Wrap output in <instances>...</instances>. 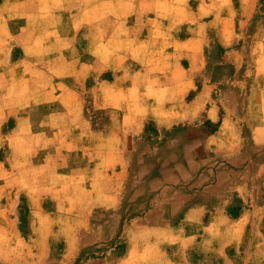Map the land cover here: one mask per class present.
<instances>
[{
  "label": "crops",
  "instance_id": "0c3cea01",
  "mask_svg": "<svg viewBox=\"0 0 264 264\" xmlns=\"http://www.w3.org/2000/svg\"><path fill=\"white\" fill-rule=\"evenodd\" d=\"M184 1L185 4L192 3L191 0ZM12 5L18 14L14 18L21 20V25L17 31L13 28L10 30L8 25L5 29L13 30L17 46L22 50L23 55H20L22 57L16 66L20 70H27V74L14 82L17 85L50 86V89L44 91L45 96L51 95L52 100L49 101H60L64 108L60 113H53L50 122L60 118L66 120L59 127L60 131H54L53 128L50 130V134L64 135L61 150L69 152L68 158L60 166L66 168L59 171L62 181L73 183L72 187L80 192L76 197H90L93 202L104 203L105 206H98L94 214H108L116 219L123 214L131 217V207L123 206L122 200L136 197L147 201L137 210L135 219L90 224L87 230H78L75 241H71L68 239L71 235L69 232H63V239L60 240L52 236L54 231L60 232L56 224L51 222L52 216L69 214L68 209L64 210L65 207L61 206L60 212L59 206L56 211L47 210L44 206L30 207V222L23 230L20 226V208L16 207L15 212L7 203L9 198L0 196V229L6 231L8 237L0 239V247L11 248V256L7 250H0V264L264 262L262 250L259 251V247H264V192L255 190V184L259 182L256 168L260 164L243 152L244 144L238 146L236 158H221L210 162L198 160V140L202 138L198 139L197 136H213L220 129L202 130L191 120L187 126V146H182L180 138L163 141V135L167 132L174 136L181 134L175 132L174 128L169 131L165 127L158 128V134L162 136L157 138L159 142L156 139L154 142L148 141L146 127L144 142L135 144L132 130L126 127L108 128L102 133V136L108 135V139L103 137L101 140L100 133L90 126L85 110L87 77L91 70L92 76L99 73L101 54L107 49L110 52L113 49L117 59L122 56L124 46L128 47L131 55L138 53L135 49H140L138 59L144 62L140 67L144 74L164 70L165 66L174 64L181 69L179 66L184 63L179 56L186 52V48L196 47L202 40L211 37L212 31H207V28L212 27L218 16L222 23L231 25L264 21L257 18L262 14L264 0H198L194 4L197 9H192V12L187 7L182 9L180 0H12ZM135 7H144V14L133 17ZM213 7L219 8V11L212 12L214 18L201 15L205 9ZM42 9L48 10L46 16L40 14ZM105 23H109V26L102 30V24ZM190 51L185 54L188 55ZM131 55L126 57V61H138ZM89 57L90 60L87 59ZM41 75L50 82L44 84L34 79ZM92 86L95 88L94 83ZM55 87H61L62 90L57 91ZM172 87L168 78L159 75L156 78L148 75L144 85H130L126 89L127 96L131 93V99L127 101L131 104L128 108L137 101L132 93L135 96L138 93V101L144 104V115L138 116L132 109H127L118 112V118L127 120L140 117L145 120L177 117L172 110L152 109L163 103L161 99H164L165 93L172 94ZM150 93L156 96L150 98ZM98 99L95 96L94 102ZM255 101H258V97L252 95L249 102ZM15 102L20 103L19 98ZM225 103L228 106L230 103L237 104L235 110H226L225 113L236 115L238 123L241 117L246 118V97L238 94L236 100L232 96ZM255 113L254 110L253 119ZM196 116V111L188 112L189 119ZM33 119L32 113L19 117L20 121L16 123L12 134L17 133L22 125L28 126L27 133L30 136L46 134L41 130L36 131ZM5 120L6 111L0 106V133ZM258 130L254 126L250 133L255 135ZM180 152L184 154L182 158ZM204 166L214 169L198 180V168ZM159 167L162 168L160 173L157 170ZM30 182L34 183L33 180ZM70 189L68 186L64 189V197L67 199L74 197L68 194ZM28 195L31 196V188ZM47 198L53 199L52 194L46 195L44 199ZM104 208L107 209L102 210ZM38 215H44L48 222L33 221ZM8 216L13 225L8 222ZM62 227L65 228V225ZM175 234L178 237H174ZM251 247L258 248L255 252L258 257L250 255Z\"/></svg>",
  "mask_w": 264,
  "mask_h": 264
},
{
  "label": "rangeland",
  "instance_id": "374dc122",
  "mask_svg": "<svg viewBox=\"0 0 264 264\" xmlns=\"http://www.w3.org/2000/svg\"><path fill=\"white\" fill-rule=\"evenodd\" d=\"M191 1L192 3L185 4L184 0H180L182 9L187 7L191 12L192 9H197L194 4L198 0ZM217 1L221 2L222 0ZM190 4L191 6H189ZM217 10L219 11V8L205 9L201 15H210L214 18L212 12ZM16 11L12 5V0H10V3L8 0H0V77L3 78L0 80V96L2 97L0 106L4 107L6 111V120L0 133V196L4 195L9 198L8 201L7 199L4 201L5 203L6 201L9 202L15 212L16 207L20 208V226L23 230L30 222V207L40 208L44 206L47 210L56 211L57 206H59V212L61 206L65 207L64 210L68 209L69 214L52 216L53 220L51 222L56 224V229L60 230V232H53L52 236L56 240L63 239L61 235L63 232H69L71 235L68 239L75 241L78 230H87L90 224L109 221L128 222L135 219L137 210L147 200L136 197L122 200L123 206L131 207L133 216L123 214L120 218L117 216L116 219L108 214H94L93 211L98 206L103 208L104 203L93 202L90 197H76V195H80V192L76 191L77 188L72 187L73 183L68 184V182L62 181L59 171L66 170V168L60 166L63 160L68 158L69 152L61 150L64 135L61 133L57 135L50 134V130L53 128L54 131H60L59 127H62L66 120L60 118L54 119L52 123L50 122L52 121L51 115L60 113L64 108H62V102L60 103V101H49L52 100L51 95L45 96L44 91L50 89V86L17 85L14 82L20 76L27 74L26 69L20 70L16 66L17 61L22 57L20 55H23L21 54L22 50L17 46V39L12 34L13 30L17 31L21 25V20L14 18L18 15ZM261 11V17L257 18L262 20L264 19V7ZM40 14L46 16L48 10L42 9ZM143 14L144 7L133 8V17L142 16ZM181 14L185 15L184 13ZM186 18L185 20L188 21L189 18ZM217 18L218 20L212 24V27L207 28V31H212V35L209 33L211 37L202 40V43L196 47L190 48L191 51L188 55L185 53L190 49L186 48L185 55L179 56L184 63L179 66L181 69L174 64L168 67L165 66L164 70H153L144 74L140 70L141 64L144 62L141 63L138 59L141 55L139 53L140 49H135L138 53L131 55L128 47L124 46V52L118 59L113 53V49H111V52L108 49L104 51L101 54V70L93 76L91 70L89 72L90 76L86 80V84H88L85 88L86 116L91 124L90 126L100 133L101 140L103 137L108 139V135L102 136L103 131L108 130V128L126 127L132 130L135 144L144 142V127H146L145 132L148 141L152 140L153 142L154 139L159 142L157 138H162L158 134L159 127H165L169 131L174 128L176 129L175 132L181 134L174 136V134L167 132L163 135V141L166 142L168 138H180L182 146L188 144L187 126L190 120L193 124L195 123L198 127L203 128L202 130L214 131L220 129L219 133L213 136L205 134L197 136L198 139L202 138L201 141L198 140L197 159L210 162L221 158H236L238 146L244 144L245 150L243 152L258 160L260 164V167L256 168V172L259 174V182L255 184V190L264 192V21L231 25L222 23L219 16ZM14 20L18 22L13 23ZM191 22H193L192 19ZM6 25L9 26L10 30L11 28L13 30L5 29ZM105 26H109V23L102 24V30ZM101 41L103 43L104 40ZM129 55L132 58L135 57L138 61L131 59L126 61V57ZM87 59L90 60L91 57ZM159 65H150V67H158ZM148 75H153L154 78H156V75L164 79L168 78L173 86L171 88L172 94L165 93L163 95L164 99H161L163 103L152 109L158 111L172 110L177 117L173 119L150 118L145 120L140 117L127 120L118 118V112L127 109H132L138 116L144 115V112L142 113L144 104L138 101L140 96L138 93L136 96L135 93H132V97L137 101L133 102L131 108H128L131 105L130 102H127L131 99V93L127 96L126 89L130 85H144V79ZM34 79L44 84L50 82L44 75L36 76ZM61 80H63V77ZM93 83L95 88L92 86ZM104 83H111V85L104 86L102 85ZM59 88L55 87V90H62L61 87ZM238 94L246 97V103L244 104L246 118L241 117L239 123L236 115L225 113L226 110H235L237 107L236 103H230L228 106L225 103L226 99H231L233 96L236 100ZM252 95L258 97L257 102H249ZM95 96L96 99L99 97L96 103L94 102ZM149 96L152 98L156 95L150 93ZM16 98H19L20 103L15 102ZM190 110L196 111L197 116L189 119L188 112ZM254 110L257 113H255L253 119ZM250 111H253V113ZM29 113L34 116L36 131L41 130L46 134L30 136L27 133L28 126L23 125L17 133L12 134L14 127L17 125L16 123L20 121L19 117ZM250 113L252 114L250 115ZM110 116L114 118L111 119ZM212 120H214V123ZM254 126L259 128L258 133L255 135L250 133ZM178 129L179 131H177ZM35 147L37 149L33 150ZM45 147L47 149H42ZM52 147L53 149H51ZM175 155L177 156L178 153L175 152ZM182 156L184 154L180 152V157L182 158ZM46 164L49 166L45 167ZM198 169L197 179L200 180L204 175H209L208 172L214 168L204 166ZM157 170L160 173L162 168L159 167ZM31 180L34 183L30 182ZM67 186L71 188L68 194L70 196L74 195L69 199L64 197V189L66 190ZM30 188L31 196L28 195ZM51 189L53 191H50ZM134 191H136L135 188ZM48 194H52L53 199H44ZM83 210L87 212L83 213ZM6 218L10 225H13L10 216ZM34 218L33 221L36 222H48L44 215H38ZM62 225H65V228ZM62 228L64 230H61ZM2 238L6 239L8 237L6 231L0 229V239ZM2 249L7 250L11 256V248L0 247V250ZM255 250L256 248H249L250 254L254 255ZM261 250V257L263 258L264 247L259 249V251ZM255 255L258 257L257 253ZM255 264H264V262H256Z\"/></svg>",
  "mask_w": 264,
  "mask_h": 264
},
{
  "label": "bare ground",
  "instance_id": "6f19581e",
  "mask_svg": "<svg viewBox=\"0 0 264 264\" xmlns=\"http://www.w3.org/2000/svg\"><path fill=\"white\" fill-rule=\"evenodd\" d=\"M236 160H237V159H236ZM236 160H235V161H236ZM237 161H238V160H237ZM222 177H223V176H222ZM224 179H225V178L223 177V180H224ZM177 214H178V213H177ZM176 216H177V215H176ZM228 230H229V229H228ZM242 230H243V229H242ZM214 231H215V230H214ZM226 232H227V231H226ZM258 232H259V231H258ZM171 233H172V231H171ZM213 233H214V232H213ZM244 233H245V232H244ZM176 234H177V233H176ZM176 234L174 235V237L177 236ZM214 234H215V233H214ZM229 234H230V233H229ZM232 234H233V233H232ZM259 234H260V233H259ZM178 235H179V234H178ZM196 235H197V234H196ZM227 235H228V233H227ZM235 235H237V234H235ZM241 235H242V234H241ZM241 235H239V236H241ZM260 235H261V234H260ZM214 236H215V235H214ZM221 236H222V235H221ZM230 236H231V235H230ZM239 236H237V237H239ZM243 236H244V235H243ZM261 236H262V235H261ZM177 237H178V236H177ZM191 237H192V235H191ZM226 237H227V236H226ZM237 237H236V238H237ZM170 238H171V237H170ZM172 238H173V237H172ZM174 239H175V238H174ZM175 240H176V239H175ZM177 240H178V238H177ZM183 240H184V238H183ZM188 240H189V239H188ZM188 240H187V241H188ZM201 240H202V239H201ZM208 240H209V239H208ZM208 240H207V241H208ZM185 241H186V240H185ZM238 241H239V239H238ZM174 242H175V241H174ZM240 242H241V241H240ZM186 243H187V242H186ZM194 243H195V242H194ZM226 243H227V242H226ZM183 244H184V243H183ZM211 244H212V243H211ZM236 244H237V243H236ZM242 244H243V243H242ZM190 245H191V244H190ZM194 245H196V244H194ZM223 245H224V244H223ZM232 245H233V244H232ZM198 246H199V245H198ZM221 246H222V245H221ZM170 247H171V246H170ZM208 248H209V247H208ZM211 248H213V247H211ZM220 248H222V247H220ZM232 248H233V247H232ZM170 249H173V248H170ZM194 249H195V248H194ZM199 249H200V248H199ZM204 249H205V248H204ZM230 249H231V248H230ZM257 249H258V248H257ZM257 249H256V250H257ZM259 249H260V247H259ZM164 250H165V249H164ZM200 250H201V249H200ZM218 250H219V249H217V253H218ZM253 250H254V249H253ZM256 250H255V251H256ZM210 251H211V250H210ZM233 251H234V250H233ZM183 252H184V250H183ZM208 252H209V251H208ZM211 252H212V251H211ZM240 252H241V251H240ZM190 253H191V252H190ZM165 254H166V253H165ZM165 254H164V255H165ZM167 255H168V254H167ZM250 255H251V254H250ZM254 255H255V252H254ZM93 256H94V255H93ZM184 256H185V255H184ZM219 257H221V256H219ZM230 257H231V256H230ZM249 258H250V256H249ZM185 259H186V257H185ZM219 259H220V258H219ZM223 259H224V258H223ZM225 259H226V258H225ZM178 260H179V258H178ZM229 260H230V259H229ZM251 260H252V259H251ZM93 261H94V260H93ZM175 261H176V260H175ZM182 261H183V260H182ZM207 261H208V260H207ZM83 262H84V261H83ZM241 262H242V261H241ZM257 262H258V261H257ZM179 263H180V262H179ZM185 263H186V262H185ZM205 263H206V262H205ZM211 263H212V262H211ZM232 263H233V262H232ZM258 263H259V262H258ZM189 264H190V263H189ZM201 264H202V263H201Z\"/></svg>",
  "mask_w": 264,
  "mask_h": 264
}]
</instances>
